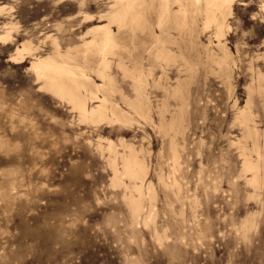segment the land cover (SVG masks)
I'll list each match as a JSON object with an SVG mask.
<instances>
[{
    "label": "rangeland",
    "instance_id": "rangeland-1",
    "mask_svg": "<svg viewBox=\"0 0 264 264\" xmlns=\"http://www.w3.org/2000/svg\"><path fill=\"white\" fill-rule=\"evenodd\" d=\"M0 264H264V0H0Z\"/></svg>",
    "mask_w": 264,
    "mask_h": 264
}]
</instances>
